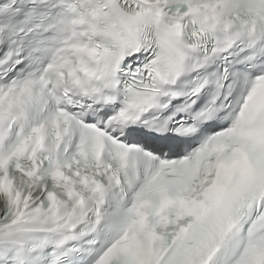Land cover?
<instances>
[{
  "label": "snow or ice",
  "instance_id": "obj_1",
  "mask_svg": "<svg viewBox=\"0 0 264 264\" xmlns=\"http://www.w3.org/2000/svg\"><path fill=\"white\" fill-rule=\"evenodd\" d=\"M0 264H264V0H0Z\"/></svg>",
  "mask_w": 264,
  "mask_h": 264
}]
</instances>
